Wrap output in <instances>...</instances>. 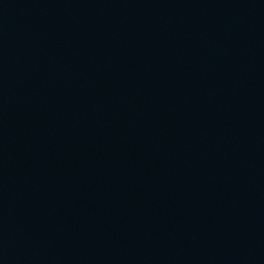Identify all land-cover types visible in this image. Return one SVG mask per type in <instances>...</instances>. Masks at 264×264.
Instances as JSON below:
<instances>
[{
    "label": "water",
    "instance_id": "obj_1",
    "mask_svg": "<svg viewBox=\"0 0 264 264\" xmlns=\"http://www.w3.org/2000/svg\"><path fill=\"white\" fill-rule=\"evenodd\" d=\"M4 264H264V0H87Z\"/></svg>",
    "mask_w": 264,
    "mask_h": 264
}]
</instances>
